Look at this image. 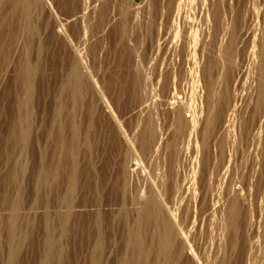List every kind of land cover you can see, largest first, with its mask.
Instances as JSON below:
<instances>
[{"label":"rangeland","instance_id":"obj_1","mask_svg":"<svg viewBox=\"0 0 264 264\" xmlns=\"http://www.w3.org/2000/svg\"><path fill=\"white\" fill-rule=\"evenodd\" d=\"M0 264H264V0H0Z\"/></svg>","mask_w":264,"mask_h":264},{"label":"bare ground","instance_id":"obj_2","mask_svg":"<svg viewBox=\"0 0 264 264\" xmlns=\"http://www.w3.org/2000/svg\"><path fill=\"white\" fill-rule=\"evenodd\" d=\"M171 104V103H170ZM173 105V104H172ZM204 220V219H203ZM204 223V222H203ZM191 252H193V251H191ZM194 254V253H193Z\"/></svg>","mask_w":264,"mask_h":264}]
</instances>
